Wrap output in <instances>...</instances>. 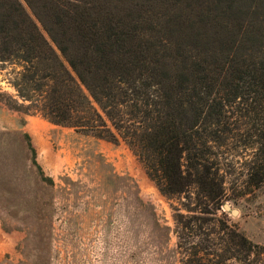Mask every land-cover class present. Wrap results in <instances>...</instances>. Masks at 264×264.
<instances>
[{
	"label": "trees",
	"instance_id": "16d2710c",
	"mask_svg": "<svg viewBox=\"0 0 264 264\" xmlns=\"http://www.w3.org/2000/svg\"><path fill=\"white\" fill-rule=\"evenodd\" d=\"M23 1L48 38L21 0H0V61H23L27 88L43 72L46 82L32 89L45 88L51 122L123 141L160 191L185 195L194 209L177 214L181 232L212 225L206 216L220 209L225 190L220 149L241 131L258 134L254 178L264 181V0ZM23 134L36 173L53 186ZM219 230L228 232L219 237L226 259L248 263L254 248L264 250L240 231ZM182 238L181 254L200 264L208 252L188 251Z\"/></svg>",
	"mask_w": 264,
	"mask_h": 264
},
{
	"label": "rangeland",
	"instance_id": "374dc122",
	"mask_svg": "<svg viewBox=\"0 0 264 264\" xmlns=\"http://www.w3.org/2000/svg\"><path fill=\"white\" fill-rule=\"evenodd\" d=\"M155 11L162 14L159 19L168 18L161 4ZM24 68L18 58L0 61V264H182L183 257L193 264L195 258L178 248L180 234L188 251L208 252L200 264L264 263L260 248H254L248 263L226 259L219 238L228 233L220 226H227L264 247V181L254 178L262 158L254 142L257 133L241 131L220 149L223 204L206 216L213 226L205 225L204 233H183L177 214L191 215L185 205L194 209V204L183 194L160 191L123 141L51 122L42 112L45 88L32 89L46 82L43 72L27 88ZM17 84L28 99L19 95ZM23 133L29 134L53 186L42 182L32 166ZM225 203L237 213L226 210ZM149 205L161 226L168 227L167 236L153 225ZM256 253L261 254L257 260Z\"/></svg>",
	"mask_w": 264,
	"mask_h": 264
},
{
	"label": "water",
	"instance_id": "95a60500",
	"mask_svg": "<svg viewBox=\"0 0 264 264\" xmlns=\"http://www.w3.org/2000/svg\"><path fill=\"white\" fill-rule=\"evenodd\" d=\"M224 208H225L226 210H231L229 204H227V203L224 204ZM231 212H232L233 214H236V213H237V211H236L235 209H232Z\"/></svg>",
	"mask_w": 264,
	"mask_h": 264
}]
</instances>
